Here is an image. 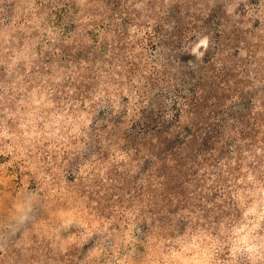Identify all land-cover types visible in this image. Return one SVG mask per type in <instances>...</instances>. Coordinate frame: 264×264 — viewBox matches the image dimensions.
Returning <instances> with one entry per match:
<instances>
[{
	"label": "rangeland",
	"instance_id": "obj_1",
	"mask_svg": "<svg viewBox=\"0 0 264 264\" xmlns=\"http://www.w3.org/2000/svg\"><path fill=\"white\" fill-rule=\"evenodd\" d=\"M196 25L187 59L225 30L222 115L246 135L144 177L125 133L164 85L142 77ZM0 264H264V0H0Z\"/></svg>",
	"mask_w": 264,
	"mask_h": 264
},
{
	"label": "trees",
	"instance_id": "obj_2",
	"mask_svg": "<svg viewBox=\"0 0 264 264\" xmlns=\"http://www.w3.org/2000/svg\"><path fill=\"white\" fill-rule=\"evenodd\" d=\"M175 23L181 26L182 20ZM200 27L196 25L186 35L188 32L183 33L180 27L175 32L162 34L159 39L158 58L162 61L158 59L159 64L153 67L152 77L148 74L142 78L151 88L156 89L160 84L164 86L162 92L152 98V104L139 109L136 114L138 120H132L139 135L125 133L121 117L114 116L112 110L107 113L110 128L124 131L125 139L134 147L136 160L141 162V156L144 157L142 164L147 165L144 177L150 176L158 165H162L165 170L176 171L181 177L185 173L191 174L199 165L204 166L202 163L206 165L216 158L223 159L232 154L225 148L232 140L235 143L233 152H236L240 143L238 136L246 135V126L230 124L233 117H237L235 114H241L238 110L233 108V113L227 117L222 115L220 101L224 98V90H229L227 81L232 71L231 67H222L223 57L220 58L224 46H228L222 42L225 30L219 31L216 37L210 32L205 34L207 43L203 51L201 49V57L187 59L185 56L189 48L185 45L188 39L190 41L207 33L203 32L208 29L207 26ZM218 55V60L214 59ZM170 69H174L173 75L168 73ZM154 70L158 74H154ZM237 81L235 85L238 90L241 82ZM168 95L172 96L174 111L166 119L163 112ZM220 117L224 123H219Z\"/></svg>",
	"mask_w": 264,
	"mask_h": 264
}]
</instances>
